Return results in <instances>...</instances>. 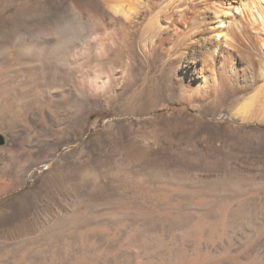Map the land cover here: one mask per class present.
<instances>
[{
    "label": "rangeland",
    "instance_id": "obj_1",
    "mask_svg": "<svg viewBox=\"0 0 264 264\" xmlns=\"http://www.w3.org/2000/svg\"><path fill=\"white\" fill-rule=\"evenodd\" d=\"M65 4L64 0L12 3L2 15L6 20L0 49L6 53L0 61L17 62L19 66L10 68L14 73L53 72V63L36 58L49 40L58 39H33L39 31L34 23H43L46 14ZM20 5L39 8L41 16L13 17ZM15 19L21 26L18 34L10 31ZM23 43L37 45V54L19 51ZM28 57L34 59L28 63ZM145 61L134 52L121 54L117 70L125 72L132 64V77L123 81L133 83L136 90L117 95L110 91L107 105L91 110L82 134L76 136L68 129L70 106L63 108L60 95L55 102L40 93V98L29 94L27 99L0 101V264H74L75 257L87 250L91 255L87 262L93 264H122L118 257L128 264H193V256L200 255V260L210 253L215 261L222 250L232 247L248 252L236 264H251L255 254H264V121L255 116L243 126L231 123L228 95L215 118H198L193 110L175 111L168 125L148 118L136 108L137 89L149 83L154 71ZM73 74L60 77L58 88L71 91L76 84ZM159 82L154 84L158 93L152 107L162 113L161 105L168 102ZM112 119L117 123L114 134L97 137ZM44 161H54L53 170ZM222 184L229 189L221 190ZM21 193L26 194V210L17 212L9 202ZM200 199L209 203L194 204ZM166 201L172 209L161 204ZM77 205L89 210L69 233L44 236L48 219L73 215ZM173 208L191 216L175 221ZM79 231L91 236L81 240ZM22 252L25 256L20 258Z\"/></svg>",
    "mask_w": 264,
    "mask_h": 264
},
{
    "label": "bare ground",
    "instance_id": "obj_2",
    "mask_svg": "<svg viewBox=\"0 0 264 264\" xmlns=\"http://www.w3.org/2000/svg\"><path fill=\"white\" fill-rule=\"evenodd\" d=\"M16 1L18 0H0V32H3L4 29L1 28H4L6 20L2 16L3 13ZM21 1L29 3L30 0ZM64 1L67 3V0ZM73 2L82 10L91 12L99 20L95 32H78L72 38L63 39L65 36H62L54 42V39L49 40L43 49V55L34 58L42 63H53V68L56 67L53 72L14 73L10 68L17 62L14 64L0 61L1 102L3 99L17 100L19 96L22 100L29 94L40 98L37 96L39 93L46 94L49 100L55 102L61 96V99L59 98L61 105L63 108L70 106L68 112L72 115L68 129L74 136L82 134L89 112L95 107L106 106L110 91L117 95L134 89L133 83L123 81L124 79L128 81L132 77V64L125 72L117 70L119 57L129 51L134 52L142 61L149 60L154 67L149 83L137 89L136 108L144 115H149L148 118L163 120L168 125L171 124L175 111L187 113L192 110L198 118L203 115L215 118L224 105V103L221 105L222 100L228 95L232 97L227 104L231 111V123L239 121V125L243 126L255 116L261 117L264 121L262 100L264 97L262 99L259 97V91L262 92L264 88V0H73ZM40 13L39 8L20 5L13 12V17L22 18L30 15L39 18ZM19 25V19H15L11 23L10 31L18 34L21 27ZM41 25L39 22L34 23L38 30ZM36 46L23 43L19 46V51L34 54L38 49ZM5 50L1 48L0 55L6 53ZM16 57L19 56L16 55L15 59ZM34 58L28 57V63ZM70 69L74 70L75 75ZM56 73H60V76ZM70 74L74 75V80L76 79L74 88H71V91L58 88L61 83L60 77L66 78ZM157 81H160L166 91L165 101L168 102L161 105L162 113L152 107L153 97L158 93V88L154 89ZM112 111L111 115L115 116L116 112ZM116 126V120L112 119L102 132L97 133V137L114 134ZM44 162L53 170L54 161ZM19 176L23 177L22 174ZM229 187L228 184H222L221 190ZM160 194L164 196L163 193ZM22 195L23 193L11 198L9 202L17 212H23L25 201L27 202L24 199L26 194ZM206 203L209 202L203 199L194 202L197 205ZM161 204H165L166 207L170 205L172 209L171 202ZM123 209L130 210L132 206L123 205ZM88 210L77 205L73 209L75 212L73 215L66 213L61 217L48 219L44 224L46 227L44 236L54 237L61 231L68 232L78 219L84 218L82 213L86 211L88 213ZM173 210L175 211L171 219L175 221L191 216L189 211L182 212L179 208ZM158 214L160 218L164 217L159 212ZM198 217L200 220V215ZM222 219L226 220L225 217ZM78 235L81 240L87 241L90 232L79 231ZM128 235L131 236V233ZM157 242L161 243L162 240ZM193 253L196 254L195 251ZM246 254L248 252L245 248H225L215 261L212 254L207 253L203 254L204 257L200 260L198 259L200 255L193 256L195 259L193 264H236L246 259ZM24 256L25 252H22L19 257ZM75 258L74 264H93L87 262L91 258L88 250ZM118 258L122 264H128L126 258ZM253 259L264 260V254L261 256L255 254L252 259L250 258L251 261ZM255 260L251 264H261L254 263Z\"/></svg>",
    "mask_w": 264,
    "mask_h": 264
},
{
    "label": "clouds",
    "instance_id": "obj_3",
    "mask_svg": "<svg viewBox=\"0 0 264 264\" xmlns=\"http://www.w3.org/2000/svg\"><path fill=\"white\" fill-rule=\"evenodd\" d=\"M98 23L99 20L91 12L82 10L73 0H67L60 11L45 15L38 34L32 38L59 39L78 32L94 33Z\"/></svg>",
    "mask_w": 264,
    "mask_h": 264
}]
</instances>
